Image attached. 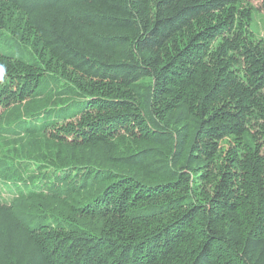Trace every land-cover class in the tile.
<instances>
[{
	"label": "trees",
	"instance_id": "trees-1",
	"mask_svg": "<svg viewBox=\"0 0 264 264\" xmlns=\"http://www.w3.org/2000/svg\"><path fill=\"white\" fill-rule=\"evenodd\" d=\"M257 9L0 0V264H264Z\"/></svg>",
	"mask_w": 264,
	"mask_h": 264
},
{
	"label": "rangeland",
	"instance_id": "rangeland-1",
	"mask_svg": "<svg viewBox=\"0 0 264 264\" xmlns=\"http://www.w3.org/2000/svg\"><path fill=\"white\" fill-rule=\"evenodd\" d=\"M250 3L258 7L254 16L253 28L259 37L264 38V7L262 6L261 0H250Z\"/></svg>",
	"mask_w": 264,
	"mask_h": 264
}]
</instances>
